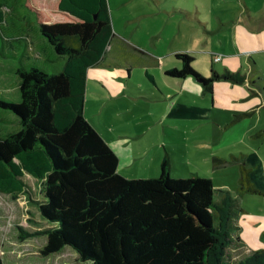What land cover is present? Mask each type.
I'll use <instances>...</instances> for the list:
<instances>
[{
  "label": "trees",
  "instance_id": "16d2710c",
  "mask_svg": "<svg viewBox=\"0 0 264 264\" xmlns=\"http://www.w3.org/2000/svg\"><path fill=\"white\" fill-rule=\"evenodd\" d=\"M25 5L64 63L53 71L20 65L19 101L0 98V108L15 114L20 126L0 137V193L28 190L30 177L39 181L38 210L51 224L40 254L70 246L91 264H229L239 238L230 229L229 198L215 201L211 178L172 177L167 152L159 175L127 178L84 115L87 70L101 60L112 36L106 0ZM176 57L181 67L166 70L169 76H194L207 89L219 79L243 81L238 73L214 69L205 77L192 67L191 55ZM240 180V189L261 193L249 169ZM236 264H264V248Z\"/></svg>",
  "mask_w": 264,
  "mask_h": 264
},
{
  "label": "crops",
  "instance_id": "0c3cea01",
  "mask_svg": "<svg viewBox=\"0 0 264 264\" xmlns=\"http://www.w3.org/2000/svg\"><path fill=\"white\" fill-rule=\"evenodd\" d=\"M106 3L112 36L101 60L93 66H105L109 51L142 50L144 52L140 53L147 64H144L145 75L158 89L134 93L131 89L127 92L128 86H125L127 101L117 100L116 93L113 95L109 86L107 91L103 86L97 87V82H94L96 74L87 70L85 91L91 84L92 92L91 96L84 97V115L117 155V171L127 178L157 176L160 161L167 152L172 177H209L214 188L225 189L226 182L220 178L223 167L213 165L212 154L229 140H235L234 137H241L250 127L254 114H260V109L264 108V0H106ZM0 9L3 12L0 33L4 28L13 33L12 50L5 47L12 52L0 55V65H5L2 58H7L8 53L19 59L11 67L16 78L0 76V98L14 99L13 93L17 89V100L13 101L17 102L20 92L16 69L20 65L54 61L60 68L64 57L47 45L25 0H0ZM164 20L172 23L168 34H164L162 28ZM15 43L20 46L18 51ZM178 53L191 55L193 65L202 56L209 68L218 73L235 71L233 73L243 77L242 86L250 96L258 97L255 101L259 103L255 108L239 113L236 119L212 120V108H209L203 84L191 75L170 77L165 73L181 67V61L176 57ZM217 56L220 59L215 61ZM135 60L142 63L141 59ZM148 65L158 71L157 76L149 72ZM221 67H224L222 72ZM99 72L101 75L102 69L99 68ZM155 77L162 82L177 83L181 89L170 91L159 87ZM89 100L94 105L95 117L87 114ZM262 118L260 114L259 118L253 119L254 123ZM165 121L171 125L165 126ZM0 122L16 125L15 129L5 131L0 137L20 127L18 118L14 114L10 116L5 109L0 110ZM213 122L230 129L229 134L227 130L223 131L221 144H211V140L206 138L210 135L206 129L213 130ZM166 127L168 131L172 129L174 136L167 134ZM161 131L168 137L162 138ZM168 138L174 139L173 143ZM254 173L264 176V170ZM223 198H216L214 192L215 201Z\"/></svg>",
  "mask_w": 264,
  "mask_h": 264
},
{
  "label": "rangeland",
  "instance_id": "374dc122",
  "mask_svg": "<svg viewBox=\"0 0 264 264\" xmlns=\"http://www.w3.org/2000/svg\"><path fill=\"white\" fill-rule=\"evenodd\" d=\"M172 18L174 17L170 19ZM162 28L164 29V34H168L171 31L172 23L164 20ZM11 36H13V33L10 29L4 28L3 33H0V55H5V52H12L6 49L12 50L10 42L13 40H11ZM14 42L18 41L15 40ZM46 43L51 45L47 40ZM15 44L18 51L20 46L17 43ZM37 50L39 51V49ZM140 52L143 53L144 51L139 49L136 51L129 49L116 52L109 51L106 54V65L99 66L103 73L100 75L98 66L89 67L88 72L96 74L94 82H97V87L101 88L103 86L104 90L107 91L106 87L109 86L111 93L113 95L116 93L117 100L125 101L126 94L130 89L134 93L137 90L143 92L148 89L158 90L150 82L149 77L145 75L144 67L147 64L144 60V55ZM28 57L31 58V56ZM135 59H141L142 63H136L137 60ZM2 61L5 65H0V76L16 78L17 76L11 70V67L19 59L13 53H8V57L2 58ZM197 61L198 63L195 65L191 63L194 70L200 75L206 74L203 75L205 77L211 76V69L208 63H205L203 57L199 56ZM217 64L220 65L221 62ZM56 65L54 61H41L39 63V66L47 71H53L57 68ZM147 68L151 74L157 76L158 71L152 69L149 65ZM223 69L224 67H221L220 71H224ZM155 78L159 87L170 91L181 89V85L177 83H172L171 81L162 82L160 78ZM89 81L93 82L92 77H89ZM198 82L202 84L199 79ZM125 86H128L126 93L124 92ZM0 89H2L1 86ZM91 90V84H89L85 95L91 96ZM203 90L208 95L209 108H212V120L216 121H229L232 118H237L239 113L253 109L259 103L255 101L258 97L250 96L249 91L245 90L241 82H236L232 79L215 80L212 83V89L205 88ZM13 97L14 99L8 97L7 101L13 102L17 100V89L14 91ZM211 101L213 102L212 105ZM248 104L251 105L247 107ZM87 109L89 116H96V114H93L95 108L91 100L87 104ZM0 110L3 109L0 108ZM5 111L10 113V116L13 115L9 110ZM260 111L263 116L262 120L254 123L253 119L260 117L259 113H255L250 127L246 129L241 137L237 136L233 138L235 140L231 142L229 140L228 143L225 142L226 144L220 146L216 153L212 154L211 161L213 165L223 167L220 178L224 179V183L226 182L225 189L214 188L215 197L229 198L227 207L232 214L231 219L233 221L230 229L232 235H237L239 238L238 247L230 253L229 264L248 260L250 254L264 248V193L240 189V178L245 167L249 169V174H253L250 179L254 185L261 192H264V176L254 173L255 171L264 170V108H261ZM8 123L3 124L0 122V134L16 128L15 124ZM213 123L215 124L212 126L213 130L206 129L210 134L206 138L211 140L209 141L211 144H221L220 137L223 131L227 130L225 129L226 126H219L216 122ZM164 124L165 126L171 125L169 121H165ZM166 128L167 134L174 136L172 129L168 131V127ZM192 132L195 133L197 131L192 130ZM161 134L162 138L168 137V135L164 136L162 131ZM168 140L173 143L174 139L168 138ZM27 182L29 183L28 190L25 189V191L11 194L0 193V255L4 264H91L88 260H80L77 252L70 246H64L60 251L47 256L40 254V249L47 240L43 231L50 227L51 224L41 216L38 210V204L42 199L39 181L30 177Z\"/></svg>",
  "mask_w": 264,
  "mask_h": 264
},
{
  "label": "built area",
  "instance_id": "2783aa9c",
  "mask_svg": "<svg viewBox=\"0 0 264 264\" xmlns=\"http://www.w3.org/2000/svg\"><path fill=\"white\" fill-rule=\"evenodd\" d=\"M219 59H220V57H218V56L215 58V60H219Z\"/></svg>",
  "mask_w": 264,
  "mask_h": 264
}]
</instances>
